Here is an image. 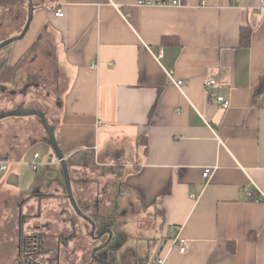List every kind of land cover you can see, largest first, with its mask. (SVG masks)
Returning a JSON list of instances; mask_svg holds the SVG:
<instances>
[{
  "label": "crops",
  "instance_id": "1",
  "mask_svg": "<svg viewBox=\"0 0 264 264\" xmlns=\"http://www.w3.org/2000/svg\"><path fill=\"white\" fill-rule=\"evenodd\" d=\"M15 1L21 4L15 18L13 8L1 6L0 42L12 31L19 35L26 22L21 29L25 0ZM138 1L32 0L24 36L0 49V71L14 66L12 79L0 76V115L40 110L29 105L41 101L29 85L44 82L30 83L21 64L33 61L37 47L46 50L61 87L52 127L86 215L95 207L86 191L99 182L88 167L116 171L103 195L112 190L116 197V190L138 199L148 215H162L161 235L145 264L158 258L162 264H264V0ZM209 79L215 84L207 86ZM17 118L34 117L0 123ZM42 130L23 139L19 154L0 148V166L6 165L0 170V264L43 247V235L23 234L30 201L38 209L49 200L61 206L65 226L79 234L90 226L75 219L58 173L37 175L36 163L52 165ZM205 167L211 168L208 179ZM114 210L113 204L109 215ZM176 236L185 241L183 252ZM60 237L59 246L71 238ZM113 238L112 231L105 254L97 252L107 261ZM101 242L90 238L92 246Z\"/></svg>",
  "mask_w": 264,
  "mask_h": 264
},
{
  "label": "rangeland",
  "instance_id": "2",
  "mask_svg": "<svg viewBox=\"0 0 264 264\" xmlns=\"http://www.w3.org/2000/svg\"><path fill=\"white\" fill-rule=\"evenodd\" d=\"M4 5L9 7V9H14L13 17H16L17 12H19L20 15L21 4L18 1L5 2ZM1 6L2 5H0V15L2 20L5 12ZM24 9V17L22 18L23 20H19V25L27 18L28 2L26 0ZM11 17L12 14L7 19L8 27L9 24L12 25L14 22ZM21 26L22 25L19 27ZM3 30L4 27L0 26V31ZM14 33L15 31H12L11 34H7V36L12 37V34ZM5 47H8V45ZM35 52L38 53L39 56L38 54H34L32 57L33 61L29 58V61H23L21 65L26 68L28 75L31 76L30 83L37 82L41 84L44 82V85L40 88L35 86L30 87L29 85V88H32L34 91L37 90V93L40 96L39 98L41 99L40 103H32L29 105L45 112L49 124L55 128L57 123L56 102L58 101L61 87L59 85L60 83L58 81L57 72L53 66L54 58L52 54H49V52L46 53V50L39 49L38 47ZM32 117H34L33 122H27V120L21 122L19 120L21 118H17L12 122L5 121L3 124L0 123V148L17 149V154H19L25 147L23 139L28 138V135L30 136L32 133L33 135H36L42 129V135H46L44 126L40 123L41 118H37L35 115H32ZM51 153L52 165L46 169V166L36 163V166L39 168L37 175L43 173L52 178L58 173L60 178H63L64 180L61 165L53 151ZM41 155L42 161L49 163V156L44 155L43 153H41ZM88 168L93 171V173L90 174L97 175L99 181L98 184L93 186L94 189L90 192L88 190L86 191V196L90 200L89 202H94L93 205L95 204V207H97V209L94 207L90 212V215L97 221L109 226L114 233L111 245H115V251H111L110 249V257H108V261L111 262V260L114 259L116 264H145L150 259V254L156 249L155 246L158 242V237L161 235L160 227L163 221L161 215H148L147 212L143 211L140 207L138 199L132 196L125 198V195L118 194L116 190L114 191L118 196L115 197L111 190V192L106 194V197L103 195V192L107 190L109 186L111 187L112 184H114V177L116 176L114 172L116 171L112 174L108 173L105 169H97L92 166ZM82 174L90 175L88 172ZM50 202L53 201H42L41 206L39 205L41 208L39 209L37 201L35 200L26 204L23 214V234L27 236H35V234L43 235V247L40 249H43L44 251H38L39 249L34 250L31 254L26 255V257L38 264H100L97 263V261L92 262L91 259V251L95 247L90 243L91 227L89 226V228H86V230L80 234L77 232L78 230L76 228L73 231L70 226L67 228L64 223L66 217L58 215L61 206L58 207V205L50 204ZM113 204L115 206L114 214L109 215L112 213L110 210ZM68 207L72 210L75 219L86 224V221L75 213L70 204ZM45 226L48 230L44 228ZM60 235H69L71 238H68V241H61V246H59V240L61 239ZM150 237H152V239H150ZM60 247L61 253L58 255V248ZM27 249L29 250V248ZM103 253L105 254V252ZM45 254H47L48 257H46ZM98 255L99 254H97V256ZM113 256L115 258H113Z\"/></svg>",
  "mask_w": 264,
  "mask_h": 264
},
{
  "label": "water",
  "instance_id": "3",
  "mask_svg": "<svg viewBox=\"0 0 264 264\" xmlns=\"http://www.w3.org/2000/svg\"><path fill=\"white\" fill-rule=\"evenodd\" d=\"M27 1H28V14H27V19H26V22H25V25H24L22 31L19 33V35L12 37V38H9V39H5L2 42H0V49L9 45L10 43L14 42L15 40L21 39L24 36L25 32L27 31V29L29 27V23H30L31 18H32V15H33L32 0H27ZM32 115H35V116H38L41 118L44 129L46 131V134H47V137L49 140V144L51 146V149H52L54 155L59 160V163H60L62 171H63L66 195L69 199L71 207L73 208V210L75 211V213L79 217L84 219L91 226L90 236L92 239L97 240V239L101 238L104 234H107V239L92 249V251H91L92 259L97 261L100 264H112L111 262L107 261L105 258H101V257L97 256V252L104 249L110 243V241L112 239V231L109 228H104L101 230V232L98 235H95V231H96L95 221L90 216L86 215L81 210L79 205L77 204L75 197L73 195L71 177H70V173H69L67 164L65 162L64 156H63V154L59 148V145L57 143L54 128L49 124L45 112H43L41 110H37V109H24V110L15 109V110H11V111H8V112L1 114L0 118L12 117V116L23 117V116H32Z\"/></svg>",
  "mask_w": 264,
  "mask_h": 264
},
{
  "label": "built area",
  "instance_id": "4",
  "mask_svg": "<svg viewBox=\"0 0 264 264\" xmlns=\"http://www.w3.org/2000/svg\"><path fill=\"white\" fill-rule=\"evenodd\" d=\"M167 3L177 4L178 2H177V0H171V1H165V0H158V1H154V0H139L138 1L139 5H153V4H167ZM57 15L58 16H62L63 15L61 9H58ZM160 56L161 55L159 54V57ZM175 84L177 85V87L181 88L183 82H182V80H177V81H175ZM206 84H207V86H212V85L215 84V80L209 79ZM217 101L220 103V105H221V107L223 109H226V108L229 107V101L226 100L223 96H218L217 97ZM38 157H39L38 153H35L34 158H38ZM31 167L33 169H36V166L34 165V163L31 165ZM4 169H6V165H5V163H2L1 166H0V170H4ZM210 174H211V168L205 167V169L203 170V173H202L203 178L204 179H208ZM191 196L194 197V195H191ZM175 243L179 246L180 251L183 252L185 250V241H184V239H182L179 236H176ZM162 263H163V258H158L156 260V264H162Z\"/></svg>",
  "mask_w": 264,
  "mask_h": 264
},
{
  "label": "trees",
  "instance_id": "5",
  "mask_svg": "<svg viewBox=\"0 0 264 264\" xmlns=\"http://www.w3.org/2000/svg\"><path fill=\"white\" fill-rule=\"evenodd\" d=\"M11 1H14V0H0V5L4 4L5 2H11ZM246 30L247 29H245V28H242L241 29V37H242V35L245 34ZM242 40L244 41V38H242ZM6 74H10V78L12 79V77L14 75V66H9L8 65L7 67H4L3 69H1L0 76H1L2 79H4V77H6ZM159 212L160 211L157 210V212H152V214L153 215H156V216H159ZM161 217H162V215H161ZM95 241L96 240L93 239V242H95ZM108 245L104 249H102L103 252H105V250L109 247ZM34 247H35L34 248L35 250H38L39 249L38 251H40V250L43 251V249H40V247H38L37 245L34 246ZM99 253H101V251ZM113 258H115V257L113 256ZM91 259H92V256H91ZM92 262H95V261L92 259ZM111 263L112 264H116L114 259L111 260ZM11 264H38V263H36L33 260H30L29 258H27L24 255H21V256L17 257Z\"/></svg>",
  "mask_w": 264,
  "mask_h": 264
},
{
  "label": "flooded vegetation",
  "instance_id": "6",
  "mask_svg": "<svg viewBox=\"0 0 264 264\" xmlns=\"http://www.w3.org/2000/svg\"><path fill=\"white\" fill-rule=\"evenodd\" d=\"M94 221H95V223H96V231H95V235H98L100 232H101V230L102 229H104V228H109L110 229V227L109 226H107V225H105V224H103V223H101V222H99V221H97L96 219H94L93 217H91ZM112 231V230H111ZM107 239V234H104L101 238H99V239H97L96 241H98V240H102V242H104L105 240ZM95 241V242H96ZM101 242V243H102ZM100 243V244H101ZM95 261V260H94Z\"/></svg>",
  "mask_w": 264,
  "mask_h": 264
}]
</instances>
